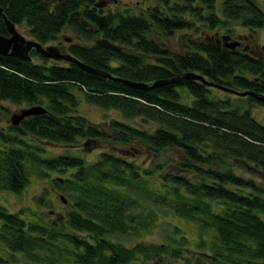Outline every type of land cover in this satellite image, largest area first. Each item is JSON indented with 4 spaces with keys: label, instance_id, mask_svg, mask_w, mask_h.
Here are the masks:
<instances>
[{
    "label": "trees",
    "instance_id": "trees-1",
    "mask_svg": "<svg viewBox=\"0 0 264 264\" xmlns=\"http://www.w3.org/2000/svg\"><path fill=\"white\" fill-rule=\"evenodd\" d=\"M102 2L0 0V7L38 44H51L67 28L66 52L113 77L147 85L191 70L253 94H230L184 76L134 87L33 48L29 61L0 53V102L44 108L0 127V189L16 193L37 172L68 204L46 220L0 203V264H150L166 256L175 262L168 264L264 262V185L235 171L243 163L264 174V124L252 114L253 106H264V48L252 53L253 44L237 49L216 42L218 28L262 26L261 3L156 0L137 14L104 9ZM182 29L193 35L181 36V52L155 38ZM7 33L0 17V34ZM80 99L114 108L121 118L95 125L77 111ZM94 140L101 147L86 159L83 146ZM39 142L60 151L48 153ZM141 148L154 161L141 158ZM171 150L180 156L165 153ZM164 206L210 231L209 240L196 242L203 248L209 241L207 252L183 255V248L194 250L172 224L171 243H122L156 224L153 216Z\"/></svg>",
    "mask_w": 264,
    "mask_h": 264
},
{
    "label": "rangeland",
    "instance_id": "rangeland-1",
    "mask_svg": "<svg viewBox=\"0 0 264 264\" xmlns=\"http://www.w3.org/2000/svg\"><path fill=\"white\" fill-rule=\"evenodd\" d=\"M101 1V0H99ZM261 3L263 9H264V0H257ZM102 5L104 6V9L113 10V9H119L120 11H123L124 9H127L131 11V13L135 12L139 14L141 11H143V8L146 5H157L156 0H103ZM223 28H218V33L223 32ZM231 35L235 36L237 35H247L246 38L249 39L251 35L250 42L248 44L254 45L253 49L260 53L262 50V46L264 45V24L260 26L259 28L254 27V29L251 27L250 29H247V27H242L241 25H232L230 28ZM16 31L18 34H23L25 37L28 38V34H26V30L24 27L19 26L16 28ZM63 35H70V32H68V29H63L60 31ZM182 35L189 36L193 35V32L191 30H177L172 35H168L166 37L163 36H157L158 42L163 46V48H167L169 50L174 51L175 53L181 52L183 50L182 47ZM247 39V40H248ZM62 41V40H61ZM63 46H66L68 43L67 41L61 42ZM223 95V94H222ZM77 111L79 114L83 115L85 118L87 117L89 120H91L95 125L98 124L101 127L105 126V123L107 122V119L114 117L115 119L121 118L120 113H118L114 108H106L97 106L96 104L93 105L92 103L88 101H83L80 99L79 103H77ZM27 106L25 103H15V102H9V100H1L0 102V127L6 128L8 124H11V121L9 117L12 115L13 112H18L19 109H22V107ZM252 114L254 117L262 121L264 124V106L260 107V105H255L252 108ZM12 125V124H11ZM42 147L47 149L48 153H56L60 151V148H58L56 145L53 146L52 144H48L47 142H39ZM90 143L86 145V147L83 146V156L88 159L92 158L94 155L97 154V150L101 147L98 144H101L99 141H92L91 147L89 146ZM79 146V145H78ZM140 151H143L141 154V158H144L146 161L151 162L154 161L155 156L152 154H148L147 151L144 148H141ZM171 158L176 159L180 154L177 152V150H171V151H165ZM172 165H167L165 169H171ZM235 171L242 172L243 175L252 177L253 180H257L264 185V174L258 170H253L252 167L248 165H243V163H239L237 168H235ZM52 186L50 184V180H48V176L44 177L43 175L34 173L31 174L30 178L28 179V183L26 186L16 193L10 192V191H4L0 189V203L3 204L5 208H7L10 211H17L19 208L22 209L23 213L27 214L29 211L35 212V215L38 213L42 215L44 219L49 218H57L64 207H68V204H66V201L59 200V193L55 191L52 192L51 190ZM42 195L43 200H40L41 204L36 201L38 197ZM168 209L166 206H164V213L160 212L153 216V219L155 218L156 224L153 226H149L148 229H143L142 232L139 234H134L133 237L130 238L129 235H126L121 240L122 243L130 244V242H133V240L138 239L141 240V242H150L152 244H155L159 241L162 242H170L172 235V226H177L178 231L177 233L182 232L183 236H185L188 239V246L192 247L194 251L190 250H184L181 249V253L185 256L193 255L196 256L197 254H200L202 250H205L207 252L208 250V243L203 246V248H200L199 246H196V242L198 238L201 236L204 238L205 241L209 240L211 238L210 231H200L198 229L197 225L193 222V220L189 218H184L180 215H173L171 214V211L165 210ZM198 232V233H197ZM201 232V233H200ZM171 258L162 257L155 261L151 260L150 264H168L169 262H174V260L170 261ZM179 261V260H178ZM184 262V261H183ZM175 263V262H174ZM259 264H264V262H260Z\"/></svg>",
    "mask_w": 264,
    "mask_h": 264
},
{
    "label": "water",
    "instance_id": "water-1",
    "mask_svg": "<svg viewBox=\"0 0 264 264\" xmlns=\"http://www.w3.org/2000/svg\"><path fill=\"white\" fill-rule=\"evenodd\" d=\"M2 9L0 7V17L4 20V25L6 26L7 29V36L6 35H2L0 34V53L2 54H6L7 56L11 55V56H15L18 57V59H27L28 61L30 60V55H28L29 51L31 48L34 49L35 53L39 54L40 56H46L51 58H59V60H65V61H70L71 63H76L79 67H81V69H84L88 72L91 73H98L101 74L102 76H107V77H111L113 80L118 79L122 82L129 83L131 85H134V87L136 86H143L144 88L147 87H152V86H157L160 83H167L168 81L173 80L174 78H178L179 76H184L186 79L189 78H195L197 80H200L202 83L206 84L207 86H215L217 88H223L225 90H227L230 94L234 93L237 94L239 96L245 95V94H249L252 95L253 92H250V90H242L239 91V89H235V88H229V87H224V86H219L218 84L212 82V81H207V79L203 78L202 75H197L195 72L188 70L183 71V72H179L176 76H172V77H168V79H157L152 81L151 84H145L144 82L141 81H133V80H128V79H123L121 77L115 76L113 77V75H110L108 72L106 71H102L101 69L98 68H92L90 65H87L85 63H81L80 60L73 56L70 55V53L66 52V51H60L58 46H56L55 44H38L36 40H34L33 38L29 37H25L23 34H18V32L16 31V27L14 26V24L11 23L10 20L6 19L5 14L2 13ZM229 35H225L223 34L222 38L225 40V42H223V45H225L227 48H233L235 47L237 40L233 39V40H229L226 42V39L228 38ZM259 98L261 100L264 99V96H260ZM44 108L40 107V105L38 104H33L32 106L27 105L22 107V109H19L18 112H13L12 115L9 117L11 124H17L19 119L25 115L28 114H32L33 113H37V112H43ZM62 197V195H61ZM62 201H64L63 199H61Z\"/></svg>",
    "mask_w": 264,
    "mask_h": 264
},
{
    "label": "flooded vegetation",
    "instance_id": "flooded-vegetation-1",
    "mask_svg": "<svg viewBox=\"0 0 264 264\" xmlns=\"http://www.w3.org/2000/svg\"><path fill=\"white\" fill-rule=\"evenodd\" d=\"M93 1V0H92ZM95 1V0H94ZM250 29V31H251V27L249 28ZM254 29V28H253ZM223 34H225V35H229L228 36V38L226 39V42L227 41H229V40H233V39H236L237 40V43L235 44L236 46V48L237 49H246V48H248L249 49V39L251 38V35H250V37H249V39L248 38H246L247 37V35H244V34H242V35H235V36H233V35H231V33H226L225 31H223V32H220V33H218L217 35H218V38L216 37V42L217 43H223V42H225V40L222 38V36H223ZM70 37L69 36H66V35H63V34H60L58 37H57V39L56 40H54V41H51L50 43L51 44H55L56 46H58V48H59V50L61 51H66V46H63L62 45V41H70ZM248 39V40H247ZM62 40V41H61ZM253 47H254V45H253ZM263 48H264V45L262 46ZM249 51H251L252 53H257L255 50H253L252 48H250L249 49Z\"/></svg>",
    "mask_w": 264,
    "mask_h": 264
}]
</instances>
